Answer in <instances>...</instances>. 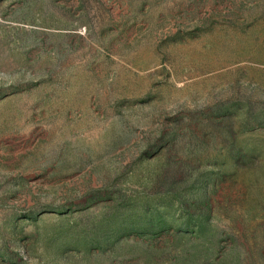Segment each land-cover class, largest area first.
I'll return each mask as SVG.
<instances>
[{
  "label": "rangeland",
  "instance_id": "rangeland-1",
  "mask_svg": "<svg viewBox=\"0 0 264 264\" xmlns=\"http://www.w3.org/2000/svg\"><path fill=\"white\" fill-rule=\"evenodd\" d=\"M0 264H264V0H0Z\"/></svg>",
  "mask_w": 264,
  "mask_h": 264
}]
</instances>
